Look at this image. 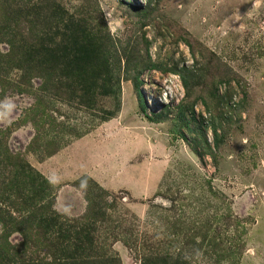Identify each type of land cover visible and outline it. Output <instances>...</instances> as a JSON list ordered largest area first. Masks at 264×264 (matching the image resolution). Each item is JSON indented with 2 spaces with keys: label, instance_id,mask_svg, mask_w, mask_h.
Listing matches in <instances>:
<instances>
[{
  "label": "rangeland",
  "instance_id": "1",
  "mask_svg": "<svg viewBox=\"0 0 264 264\" xmlns=\"http://www.w3.org/2000/svg\"><path fill=\"white\" fill-rule=\"evenodd\" d=\"M23 1L0 0L15 42L54 34L61 5L88 20L121 80L116 97L100 83L81 102L57 76L44 89L35 75L0 74V251L10 217H39L33 190L46 180L42 203L82 236L71 264H141L170 241L188 264H264V0ZM2 38L1 67L11 64ZM17 163L44 180L14 177ZM19 259L68 261L46 246Z\"/></svg>",
  "mask_w": 264,
  "mask_h": 264
},
{
  "label": "trees",
  "instance_id": "2",
  "mask_svg": "<svg viewBox=\"0 0 264 264\" xmlns=\"http://www.w3.org/2000/svg\"><path fill=\"white\" fill-rule=\"evenodd\" d=\"M19 2L23 9L27 8L25 5L28 1L19 0ZM55 14L57 17H60L59 20H61L62 24L56 26L54 34L52 33L53 28L45 30V32L40 30L38 40L34 44L24 41L15 42V38L12 36V31L9 27L10 25L5 28H0V36L3 37L2 40L5 39L10 47V54L3 57L10 58L11 60V64L7 63L3 64L2 67L0 66V74L8 76L12 71L16 70L21 72V77L29 84H31L32 77L35 75V77L44 80V89H51V85L47 86V83L52 76H57V82L62 84V86L65 85L66 88L70 90V98L81 102H84L83 98L87 96V94H91L92 97H95V90L98 89L100 83L102 84L101 95L116 97L114 85L115 83L120 85L121 78L119 77L114 82L113 73L116 70L114 63L110 55L104 53V44H102L98 36L93 33L88 25V20L74 17L73 14H69L61 5L57 6ZM35 15L37 16L38 23L43 24L48 22L53 24L51 17L42 21L40 13H35ZM25 16L30 17L28 14ZM10 18L13 21L15 15L12 14ZM13 23L16 24V20L13 21ZM14 56L17 58H14ZM137 77L139 78V76ZM141 84L143 83H136L135 88L140 109L144 113H147L148 104L140 89L139 85ZM184 86L188 87L186 80H184ZM79 91H81L83 98L78 95ZM119 111L120 108L117 112ZM109 114L112 116L114 115L113 112H109ZM109 114H107L108 117H110ZM182 116L184 118V114H182ZM219 145L220 137L218 136L217 130H215L214 149H218ZM12 167L15 169L14 177L21 175L24 177H32L33 183L35 179L38 178L44 180L41 178V175L37 174L32 166H29L27 163H17ZM44 185L49 191L52 190L53 186L51 187L46 180L41 182V190L36 186L35 190H33L32 203L33 205H39V217H35V214H30L32 217L34 216V220L26 217L21 221H14L10 217L7 224L9 225L7 229L9 233L5 235L7 244L5 250L0 251V264H36L33 260L20 261L19 259L22 255L30 252L34 246L38 248L46 246L55 256V259L59 261L68 260L63 261V263L66 264H71L73 262L70 261H77L76 259L81 257V234H73L67 231L70 230L71 227L67 225L64 226V224L60 222L62 216L54 212L50 213L48 206L42 203V198L45 196L46 191V189L44 191V188H46ZM22 187L23 185L16 188L18 192L24 189ZM100 190L106 196L110 193L101 187ZM17 211L23 212L22 207H17ZM16 223H18L19 226L14 229L11 228ZM28 223L32 226L34 225L33 229L36 230L34 233H32L33 229L30 232L26 229V224ZM53 231L56 233L55 239L52 237ZM14 233L21 234L23 241L20 245L10 246L8 237ZM172 245L171 241L170 243L167 242V245L162 248V250L157 251L155 256L142 260L141 264H188L185 258L180 254L176 257L174 256L169 248V246L171 247ZM40 263L53 264V262L44 263L43 261Z\"/></svg>",
  "mask_w": 264,
  "mask_h": 264
}]
</instances>
